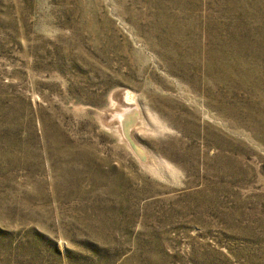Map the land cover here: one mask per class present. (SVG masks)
<instances>
[{
  "label": "rangeland",
  "instance_id": "1",
  "mask_svg": "<svg viewBox=\"0 0 264 264\" xmlns=\"http://www.w3.org/2000/svg\"><path fill=\"white\" fill-rule=\"evenodd\" d=\"M0 264H264V0H0Z\"/></svg>",
  "mask_w": 264,
  "mask_h": 264
},
{
  "label": "bare ground",
  "instance_id": "2",
  "mask_svg": "<svg viewBox=\"0 0 264 264\" xmlns=\"http://www.w3.org/2000/svg\"><path fill=\"white\" fill-rule=\"evenodd\" d=\"M131 101V100H130ZM128 109V108H127ZM127 111H129V110H127ZM124 116V115H123ZM125 119V118H124ZM122 125V124H121ZM129 126V125H128ZM117 126H115V128H116ZM120 127V126H119ZM122 128V127H121ZM119 129V128H118ZM128 130H130V129H128ZM115 131V130H114ZM118 133V132H117ZM121 133V132H120ZM133 135V134H132ZM119 137H120V135H119ZM124 138V137H123ZM133 138H134V136H133ZM138 146V145H137Z\"/></svg>",
  "mask_w": 264,
  "mask_h": 264
}]
</instances>
